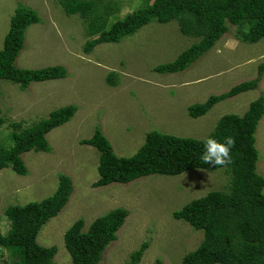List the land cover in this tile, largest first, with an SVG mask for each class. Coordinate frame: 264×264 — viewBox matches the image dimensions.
Here are the masks:
<instances>
[{
    "label": "rangeland",
    "instance_id": "obj_1",
    "mask_svg": "<svg viewBox=\"0 0 264 264\" xmlns=\"http://www.w3.org/2000/svg\"><path fill=\"white\" fill-rule=\"evenodd\" d=\"M103 1L115 4L113 13L106 17V27L144 7V0ZM60 4V0H0V48L17 7L34 10L40 18L26 28L14 65L20 69L60 65L67 71L65 78L32 82L24 91L17 84L0 80V117L4 119L0 148L12 145L11 123L29 127L51 111L76 106L68 122L46 134L50 152L32 150L21 154L28 170L25 176L10 167L0 170V232L4 234L9 229L4 214L8 206L50 197L59 175L64 174L73 186L68 202L37 236L39 245L57 248L55 264H71L63 236L76 220H83L86 231L94 219L116 208L126 209L128 216L99 264H126L144 242L148 247L139 264H154L157 258L164 264H181L183 255L200 244L203 232L174 219L172 213L208 192L229 191L226 168L190 170L174 176L149 175L126 184L95 188L92 183L99 177V153L80 141L90 138L98 127L116 156L130 157L150 131L205 139L221 116H241L252 101L264 97V72L256 89L218 102L202 117H190L188 107L256 79L258 66L264 63V39L244 43L235 38L236 29L229 25V31L214 47L184 71L159 74L155 66L174 61L197 41L182 34L175 20L152 22L119 43H102L85 54L84 43L96 37L88 36L91 18L68 16ZM110 72L116 74L114 86L105 82ZM254 137L258 151L256 172L264 177V115ZM5 261L10 258L0 248V264Z\"/></svg>",
    "mask_w": 264,
    "mask_h": 264
},
{
    "label": "trees",
    "instance_id": "obj_2",
    "mask_svg": "<svg viewBox=\"0 0 264 264\" xmlns=\"http://www.w3.org/2000/svg\"><path fill=\"white\" fill-rule=\"evenodd\" d=\"M66 15L77 14L90 19L91 29L83 46L85 54L102 43H119L142 27L152 23L175 20L180 32L197 41L184 49L169 63L159 64V74L179 73L214 47L216 42L235 27V38L244 43L264 39V0H144V7L126 15L106 27V17L115 10L113 2L103 0H60ZM98 9L99 12H97ZM97 15L94 16V14ZM105 19V20H104ZM40 21L36 11L19 6L9 21V28L0 48V80L17 84L24 91L32 82L62 79L67 76L63 66L39 69H20L14 62L23 47L26 28ZM264 63L258 66L256 79L243 81L219 95H210L204 102L188 107L192 118L204 116L218 102L240 93L256 89ZM110 72L105 82L116 85ZM76 112L75 105L51 111L45 119L29 127L21 122L11 123L10 148H0V170L10 167L16 174L25 176L28 170L21 154L28 151L50 152L46 134L68 122ZM1 113V109H0ZM264 115V97L252 101L243 115L221 116L213 131L206 137L223 142L224 137L235 140L231 148L232 163L226 166L203 164L200 157L206 139L180 138L158 131L145 135L143 144L134 155L118 157L100 128L90 138L80 141L94 147L98 153V179L95 188L111 183L126 184L149 175L174 176L190 170L213 171L226 168L229 191H211L193 199L172 216L195 230L203 232L200 244L183 255L181 264H264V177L256 172L258 151L255 147L257 125ZM4 119L0 117V127ZM73 190L71 179L64 174L58 177L55 192L39 202L12 205L5 209L9 229L0 232V248L7 251L10 261L5 264H55V246L43 247L37 236L42 226L58 215L68 202ZM128 211L116 208L92 221L86 231L84 222L76 220L64 233L63 242L71 264H99L106 247L117 239ZM148 243L144 242L126 264H139ZM154 264H164L159 258Z\"/></svg>",
    "mask_w": 264,
    "mask_h": 264
},
{
    "label": "clouds",
    "instance_id": "obj_3",
    "mask_svg": "<svg viewBox=\"0 0 264 264\" xmlns=\"http://www.w3.org/2000/svg\"><path fill=\"white\" fill-rule=\"evenodd\" d=\"M235 140L231 136L224 137L223 142L213 137H208L203 141L201 161L203 164L215 166H226L232 163L231 148L234 147Z\"/></svg>",
    "mask_w": 264,
    "mask_h": 264
}]
</instances>
